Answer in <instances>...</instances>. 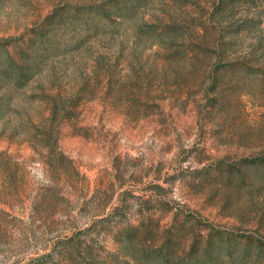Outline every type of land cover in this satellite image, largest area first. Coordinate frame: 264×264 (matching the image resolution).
<instances>
[{
    "label": "rangeland",
    "instance_id": "1",
    "mask_svg": "<svg viewBox=\"0 0 264 264\" xmlns=\"http://www.w3.org/2000/svg\"><path fill=\"white\" fill-rule=\"evenodd\" d=\"M107 1L0 0V41ZM135 2L0 89V264L109 263L145 218L264 241V0Z\"/></svg>",
    "mask_w": 264,
    "mask_h": 264
},
{
    "label": "trees",
    "instance_id": "2",
    "mask_svg": "<svg viewBox=\"0 0 264 264\" xmlns=\"http://www.w3.org/2000/svg\"><path fill=\"white\" fill-rule=\"evenodd\" d=\"M133 3L134 0H108L91 7L66 4L34 27L27 40L0 41V89L8 85L24 87L36 72L41 50H46L48 57L56 55L61 32L76 27L85 20L82 17H90V22L99 29L100 23L112 16L121 20L131 18L136 10V2ZM221 4L217 5L218 11ZM138 27L140 33L157 32ZM115 242L119 252L109 255L110 262L104 264H264L263 240L214 230L187 217L162 230L151 218L142 219L137 225L126 224L115 235Z\"/></svg>",
    "mask_w": 264,
    "mask_h": 264
}]
</instances>
